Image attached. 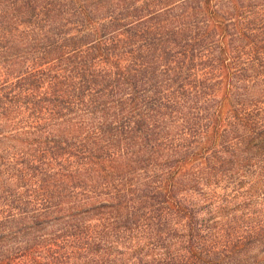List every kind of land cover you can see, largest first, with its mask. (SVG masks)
Returning a JSON list of instances; mask_svg holds the SVG:
<instances>
[{
    "label": "trees",
    "instance_id": "obj_1",
    "mask_svg": "<svg viewBox=\"0 0 264 264\" xmlns=\"http://www.w3.org/2000/svg\"><path fill=\"white\" fill-rule=\"evenodd\" d=\"M0 264H264V0H0Z\"/></svg>",
    "mask_w": 264,
    "mask_h": 264
}]
</instances>
